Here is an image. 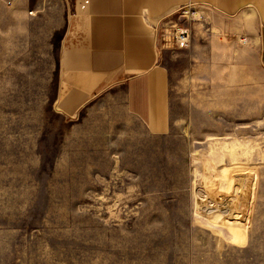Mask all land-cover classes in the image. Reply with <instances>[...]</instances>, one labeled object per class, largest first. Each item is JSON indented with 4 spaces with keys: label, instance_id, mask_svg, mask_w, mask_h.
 Returning <instances> with one entry per match:
<instances>
[{
    "label": "rangeland",
    "instance_id": "obj_1",
    "mask_svg": "<svg viewBox=\"0 0 264 264\" xmlns=\"http://www.w3.org/2000/svg\"><path fill=\"white\" fill-rule=\"evenodd\" d=\"M52 6L0 23V264H264V72L222 53L236 24L189 10L190 47L165 51L173 129L158 136L122 92L57 110ZM236 164L254 172L247 202ZM222 197L246 209L240 235L208 208Z\"/></svg>",
    "mask_w": 264,
    "mask_h": 264
},
{
    "label": "crops",
    "instance_id": "obj_2",
    "mask_svg": "<svg viewBox=\"0 0 264 264\" xmlns=\"http://www.w3.org/2000/svg\"><path fill=\"white\" fill-rule=\"evenodd\" d=\"M58 1L64 25L56 107L66 117L74 118L101 96L118 91L128 113L151 134H169L172 87L164 56L167 50L190 47L179 48L171 33L176 27L189 28L192 38V17L185 10L214 19L219 27L226 21L236 24L234 45L222 53L238 61L231 64L234 69L244 68L239 60L248 57L253 63L258 59L251 65L264 72V0ZM44 2L0 0V23L21 10H54L53 0Z\"/></svg>",
    "mask_w": 264,
    "mask_h": 264
},
{
    "label": "bare ground",
    "instance_id": "obj_3",
    "mask_svg": "<svg viewBox=\"0 0 264 264\" xmlns=\"http://www.w3.org/2000/svg\"><path fill=\"white\" fill-rule=\"evenodd\" d=\"M231 150H234V146L231 147ZM200 157V156H199ZM211 160V159H210ZM206 161V160H205ZM207 165V163H206ZM210 166V165H209ZM213 168V167H212ZM250 168V167H249ZM204 169V168H203ZM206 170H210V168L208 167ZM225 177L223 178L224 179V186L223 188L225 190H228L230 187H231V179H230V170L229 169H226L225 170ZM233 172H235L236 176H239L238 179H236V185L234 186L235 188V191H233L234 193H239V192H242L243 194V199H245V201L247 202V197H249L250 195V185H251V182H252V178H253V175H254V172L248 168H246V166H243V165H239V164H236L233 166ZM204 182V181H203ZM208 182V181H207ZM222 182V181H221ZM218 183V182H217ZM222 187V186H221ZM206 189V187H205ZM218 189V188H217ZM207 190V189H206ZM234 190V189H233ZM238 191V192H237ZM222 192V191H220ZM227 193V192H226ZM233 193V194H234ZM199 194V193H198ZM207 195V192L204 193ZM209 194V193H208ZM212 194V193H211ZM223 194V193H222ZM228 194V193H227ZM232 194V193H231ZM202 195V194H201ZM214 195V194H213ZM230 195V193L228 194ZM235 195V194H234ZM241 195V193H240ZM239 195V196H240ZM208 196V195H207ZM211 196V195H210ZM218 196V195H217ZM222 196V195H221ZM206 197V196H205ZM209 197V196H208ZM216 197V196H215ZM227 197V196H226ZM237 197V196H235ZM214 198V196L212 197ZM211 198V199H212ZM234 198V196H233ZM241 198V197H239ZM241 198V199H242ZM201 199V198H200ZM214 199H217L214 198ZM224 199H226L225 197H222V200L223 202H221L222 200L220 199V202L219 200H214V201H218V203L216 204H213V205H210L208 206V208H214L213 210H218L219 212H223L226 216H225V219H224V226L227 227V228H230L234 234L236 235H240L242 233V229L245 227L246 225V213H245V208H243L242 206V210H240V205L238 204V202H236L235 200H232V198H227L225 201ZM235 199V198H234ZM240 199V200H241ZM205 201V200H204ZM207 201V200H206ZM212 201V200H211ZM201 202V201H199ZM213 202V201H212ZM243 203V206H245L247 203ZM210 203V201H209ZM200 204V203H199ZM245 204V205H244ZM207 205H208V202H207ZM205 207V206H204ZM203 207V209H204ZM202 209V210H203ZM201 210V211H202ZM210 210V209H209ZM211 211V210H210ZM207 212V210H206ZM205 212V213H206ZM212 212V211H211ZM207 214V213H206ZM211 214V213H210ZM209 215V214H207ZM247 218V217H246ZM221 228V227H220Z\"/></svg>",
    "mask_w": 264,
    "mask_h": 264
},
{
    "label": "built area",
    "instance_id": "obj_4",
    "mask_svg": "<svg viewBox=\"0 0 264 264\" xmlns=\"http://www.w3.org/2000/svg\"><path fill=\"white\" fill-rule=\"evenodd\" d=\"M185 14H189L190 11L189 10H185L184 11ZM175 31L174 33L172 34V37L176 43V45L181 48V49H184V48H188L191 44V31L189 28H182V27H176L174 28ZM244 43H246L244 40H243Z\"/></svg>",
    "mask_w": 264,
    "mask_h": 264
}]
</instances>
